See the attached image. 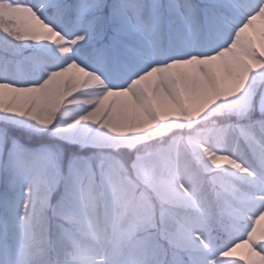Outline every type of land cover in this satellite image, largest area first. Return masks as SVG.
Here are the masks:
<instances>
[{
    "label": "snow or ice",
    "instance_id": "6c2138e0",
    "mask_svg": "<svg viewBox=\"0 0 264 264\" xmlns=\"http://www.w3.org/2000/svg\"><path fill=\"white\" fill-rule=\"evenodd\" d=\"M0 264H264V0H0Z\"/></svg>",
    "mask_w": 264,
    "mask_h": 264
}]
</instances>
